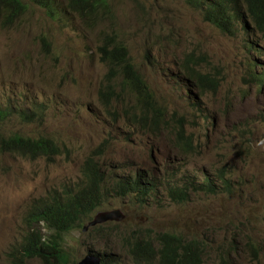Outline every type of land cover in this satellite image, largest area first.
<instances>
[{
	"label": "rangeland",
	"instance_id": "obj_1",
	"mask_svg": "<svg viewBox=\"0 0 264 264\" xmlns=\"http://www.w3.org/2000/svg\"><path fill=\"white\" fill-rule=\"evenodd\" d=\"M110 1L111 15L95 28L68 14L67 0H56L57 19L32 6L11 27L0 25V109L11 111L0 116V131L49 136L67 150L52 161L0 149V264H11L7 254L25 234L32 202L81 182L93 154L106 174L97 211L119 208L126 215L106 229L197 239L205 264H264V85L251 77L264 72L254 69L264 59L250 48L254 42L264 52V35L223 34L183 0ZM109 34L128 44L167 112L166 129L131 119L135 100L127 91L111 108L100 103L109 68L99 45ZM191 53L204 57L200 71L220 82L216 93L198 91L184 78ZM180 122L192 148L175 133ZM137 173L154 186L145 204L117 194L116 184ZM170 188L187 189L189 200L172 201ZM94 247L104 248L95 232L78 228L65 236L72 260Z\"/></svg>",
	"mask_w": 264,
	"mask_h": 264
},
{
	"label": "trees",
	"instance_id": "obj_2",
	"mask_svg": "<svg viewBox=\"0 0 264 264\" xmlns=\"http://www.w3.org/2000/svg\"><path fill=\"white\" fill-rule=\"evenodd\" d=\"M44 8L51 17L58 16L56 0H30ZM199 11L203 20L216 27L223 34L233 36L239 30L252 29L264 35V0H184ZM66 10L78 16L91 28L97 27L106 16L111 15L110 0H67ZM28 9L25 0H0V18L5 24L23 16ZM252 43V42H251ZM252 44V47L253 48ZM254 49L256 47L254 46ZM253 49V50H254ZM102 61L109 72L100 89V102L108 108L119 100L124 92H129L135 100V108L128 112L129 117L149 130H164L168 115L160 106L154 92L131 59L129 46L116 34L102 38L99 47ZM186 79L200 88L216 93L220 82L207 74H202L195 65L198 59L188 55L184 61ZM256 63L254 68L262 67ZM264 68V66H263ZM253 81L264 85V72H255ZM120 90V92H119ZM30 119L32 112H21ZM10 110L0 109V116H10ZM174 116H171L173 118ZM210 119V118H209ZM169 120V119H168ZM175 133L182 137L185 146L192 148L191 140L185 137L184 123L180 122ZM0 149L15 152L31 159L46 156L54 159L67 152L58 142L49 136L31 137L15 133L5 135L0 131ZM100 156V155H99ZM96 154L89 157L84 165V182L76 186H65L46 197L33 201L24 223L25 234L19 244L13 246L7 254L11 264H28L39 259L42 264H70V254L64 248L65 236L82 227L105 199L106 174L96 160ZM118 186V187H117ZM206 186L213 193L218 187L212 181ZM205 186V187H206ZM117 194L124 198L133 196L140 204H145L154 190L150 180L139 173L116 184ZM169 197L174 202L189 200L187 189L170 188ZM105 241L108 252L104 253L103 264H205V247L197 239L189 240L175 233H146L132 231L119 234L99 226L93 229ZM90 249L87 253H92ZM127 254L125 258L122 253Z\"/></svg>",
	"mask_w": 264,
	"mask_h": 264
},
{
	"label": "clouds",
	"instance_id": "obj_3",
	"mask_svg": "<svg viewBox=\"0 0 264 264\" xmlns=\"http://www.w3.org/2000/svg\"><path fill=\"white\" fill-rule=\"evenodd\" d=\"M184 1V0H183ZM25 2L28 4V9H27V11H26V13L29 11V10H31V7L32 6H36V7H39V8H41L40 6H38V5H36V4H34V3H32L30 0H25ZM111 2V1H110ZM185 2V1H184ZM186 3V2H185ZM187 4V3H186ZM188 5V4H187ZM188 6H190V5H188ZM191 7V6H190ZM192 8V7H191ZM44 9V8H43ZM194 9V8H193ZM196 10V9H195ZM197 11V10H196ZM199 12V11H198ZM25 13V14H26ZM47 13V12H46ZM25 14L23 15V16H25ZM69 14V13H68ZM201 14V13H200ZM49 16V15H48ZM202 16V15H201ZM22 17V16H21ZM20 17V18H21ZM51 17V16H50ZM52 18H54V19H57L58 18V16H55V17H52ZM79 18V17H78ZM203 18V17H202ZM19 19V18H18ZM80 19V18H79ZM18 20L17 19H15V20H13V22H9V23H6L5 24V21H4V18L3 17H1L0 18V25L2 26V27H5V28H8V27H11L12 25H14L16 22H17ZM82 22V21H81ZM89 27V26H88ZM90 28V27H89ZM240 31V30H239ZM242 31H245V30H243L242 29ZM250 31V29L248 30V32ZM253 31V30H252ZM245 32H247V31H245ZM255 33V32H254ZM250 34V33H249ZM253 34V33H252ZM41 39L43 40V43H44V45L45 46H50L51 44H50V42L48 41V39H47V36H45V35H43L42 37H41ZM252 43H254V42H252ZM101 44H102V42H101ZM100 44V45H101ZM250 44H251V42H250ZM255 44V43H254ZM99 45V46H100ZM128 45V44H127ZM251 46H252V44H251ZM251 46H250V48H251ZM255 47H256V44H255ZM252 50L254 49V48H251ZM259 49H254L253 51L256 53V54H258V55H260L259 56V59H264V52H263V49L261 48V50L260 51H258ZM188 55H193L194 57H196L197 59H198V63L195 65V67H196V69H198L199 71H200V63H201V61H199V60H204V57H202V58H199V57H197L195 54H193V53H191V54H188ZM187 55V56H188ZM187 56H186V58H187ZM100 57H101V55H100ZM131 57H132V55H131ZM185 58V59H186ZM101 61H102V59H101ZM185 61V60H184ZM103 62V61H102ZM104 63V62H103ZM105 64V63H104ZM258 64H260L259 66H262V67H256L257 69H261V68H263V66H264V64H261V62H258ZM183 65H184V72H187V67L185 66V63L183 62ZM255 69V68H254ZM109 72V71H108ZM107 72V73H108ZM201 72V71H200ZM258 72V71H257ZM202 74H205V73H203V72H201ZM185 74V73H184ZM107 75V74H106ZM207 75H209V74H207ZM184 78L186 79V77H185V75H184ZM182 81V80H181ZM104 82H105V77H104V81H103V84H104ZM189 82V81H188ZM189 84L191 85V83L189 82ZM187 85V84H186ZM261 85V84H260ZM101 89V88H100ZM198 91H201V89L198 87V88H196ZM152 90V89H151ZM100 91V90H99ZM202 92H204V91H202ZM98 95H99V101H100V92L98 93ZM155 95V94H154ZM157 99V98H156ZM101 103V102H100ZM102 104V103H101ZM3 110V109H2ZM210 118V117H209ZM210 120H212V123H215V118H210ZM59 144V143H58ZM60 145V144H59ZM61 146V145H60ZM62 148H65V147H62ZM66 149V148H65ZM63 155H65V153L64 154H62V155H60V156H63ZM60 156H58V157H60ZM26 157V156H25ZM40 157V156H39ZM47 160H48V158L46 157V156H44ZM29 158V157H28ZM38 158V157H37ZM57 158V157H56ZM34 159H36V158H34ZM99 162V161H98ZM84 182V177L82 178V180H81V182H79V183H76V184H73V185H69V186H76V185H78V184H82ZM64 188V187H63ZM62 188V189H63ZM105 197H106V195H105ZM173 201V200H172ZM188 201V200H187ZM33 203V202H32ZM176 203H185V202H176ZM32 205V204H31ZM102 206V205H101ZM100 206V207H101ZM99 207V208H100ZM30 208H31V206H30ZM29 208V209H30ZM98 208V209H99ZM98 209H96L93 213H94V215L91 217L90 216V218H88V219H86L83 223H82V227H81V229H82V231L84 232V233H91V232H94V228H97V227H99V226H103V227H105L106 228V225L107 224H111V223H114V222H120V221H123L125 218H126V215H125V213L121 210V209H119V208H116V209H111V210H105V211H97ZM112 210H121L123 213H124V215H125V218L123 219V220H120V221H107V222H104V223H101V224H97V225H95V226H89V224L91 223V222H93L94 221V219H95V217L97 216V214L98 213H100V212H106V211H112ZM28 213V212H27ZM92 213V214H93ZM91 214V215H92ZM25 220V219H24ZM85 228H87V229H85ZM108 230V229H107ZM112 230H108V233L109 232H111ZM96 233V232H95ZM98 236V235H97ZM183 236V235H182ZM99 238H100V236H98ZM184 237V236H183ZM187 239V238H186ZM100 240L103 242V244H104V248L103 249H98V248H96V247H94V248H89V250L90 249H92V250H94V252H92V253H87L86 255H84V256H82L80 259H74V260H72L71 258H70V261H71V263L70 264H78L82 259H84L85 257H87V256H92V257H96V258H99V260H100V262H101V264H103V261H104V253H106V252H108V250L110 249V247H109V249H107V247H106V245H108L107 243H105V241L104 240H102L101 238H100ZM190 240V239H189ZM193 240V239H192ZM197 241H199V240H197ZM199 242H201V241H199ZM202 243V242H201ZM203 244V243H202ZM15 246V245H14ZM109 246V245H108ZM10 252V251H9ZM87 252H88V250H87Z\"/></svg>",
	"mask_w": 264,
	"mask_h": 264
},
{
	"label": "water",
	"instance_id": "obj_4",
	"mask_svg": "<svg viewBox=\"0 0 264 264\" xmlns=\"http://www.w3.org/2000/svg\"><path fill=\"white\" fill-rule=\"evenodd\" d=\"M125 218L124 213L121 210H112L106 212H100L95 217L94 221L89 224V226H95L107 221H120ZM87 229V228H85ZM78 264H101L99 258L87 256L82 259Z\"/></svg>",
	"mask_w": 264,
	"mask_h": 264
},
{
	"label": "bare ground",
	"instance_id": "obj_5",
	"mask_svg": "<svg viewBox=\"0 0 264 264\" xmlns=\"http://www.w3.org/2000/svg\"><path fill=\"white\" fill-rule=\"evenodd\" d=\"M251 44H254V43H251ZM254 46H255V45H253V48H254ZM251 47H252V46H251ZM258 51H260V50H258Z\"/></svg>",
	"mask_w": 264,
	"mask_h": 264
}]
</instances>
